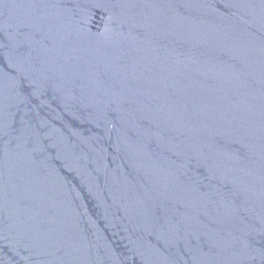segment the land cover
I'll use <instances>...</instances> for the list:
<instances>
[{"label":"water","instance_id":"water-1","mask_svg":"<svg viewBox=\"0 0 264 264\" xmlns=\"http://www.w3.org/2000/svg\"><path fill=\"white\" fill-rule=\"evenodd\" d=\"M0 264H264V0H0Z\"/></svg>","mask_w":264,"mask_h":264}]
</instances>
